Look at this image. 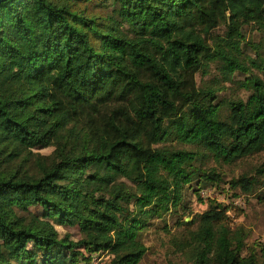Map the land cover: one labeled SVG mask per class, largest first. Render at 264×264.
<instances>
[{
	"label": "trees",
	"instance_id": "1",
	"mask_svg": "<svg viewBox=\"0 0 264 264\" xmlns=\"http://www.w3.org/2000/svg\"><path fill=\"white\" fill-rule=\"evenodd\" d=\"M245 27L261 34L254 56ZM235 74L247 97L219 100ZM261 151L264 0L0 3V264H139L154 219L190 211L187 187L203 202L200 185L223 181L197 162ZM256 174L264 160L230 190L251 191ZM229 209L212 198L177 219L191 264H260Z\"/></svg>",
	"mask_w": 264,
	"mask_h": 264
},
{
	"label": "rangeland",
	"instance_id": "2",
	"mask_svg": "<svg viewBox=\"0 0 264 264\" xmlns=\"http://www.w3.org/2000/svg\"><path fill=\"white\" fill-rule=\"evenodd\" d=\"M223 27H218L215 32L221 33ZM245 40L242 43V51L244 55L254 56V50L251 49L247 42L252 40L258 42L261 39V34L252 30L250 27L244 29ZM212 64L210 73L206 76L196 75V81L199 86H202L205 81L216 75ZM245 75L235 74L233 79L226 82L224 89L218 92L219 100H229L234 97L246 98L248 91L242 88L238 81L243 80ZM188 148V145L180 146ZM52 147L38 149L41 154H50ZM264 160V152H258L253 155L242 158L234 165L219 166L211 159L201 160L197 164H201L203 168L214 167L216 171L222 174L223 181L218 182V186H210V184H201V190L206 193H211L212 198L228 204L230 209V224L232 227L243 226L247 231L246 245L253 247V252L257 255L260 264H264V177L258 176V182L249 192H242L239 187L230 190L229 181L231 178H236L242 173L251 174L256 166ZM194 184V183H192ZM196 185L185 189V203L191 209L190 211L180 210L176 214H165L162 218L154 219L150 225L142 231V240L147 246V251L139 264H191L183 251H179L173 244L174 238L177 237L181 228L176 225L177 219L184 217L186 221H190L195 213L202 212L207 207V200L212 199L210 196L206 199L202 198L203 202H199L196 194ZM200 191L198 194H200ZM234 192V196H231ZM236 194V195H235ZM232 199H239L238 204H232ZM230 202V203H229ZM188 212L190 215L188 216ZM63 233L64 229H59ZM68 232L72 234L73 239L80 237L77 228H68ZM88 264H108V258L104 254H93Z\"/></svg>",
	"mask_w": 264,
	"mask_h": 264
},
{
	"label": "built area",
	"instance_id": "3",
	"mask_svg": "<svg viewBox=\"0 0 264 264\" xmlns=\"http://www.w3.org/2000/svg\"><path fill=\"white\" fill-rule=\"evenodd\" d=\"M199 196L201 198H204V199H206L209 196L212 198L211 193L208 194V193H206L205 190H201ZM238 201H239V199H232L231 203L237 205L238 204Z\"/></svg>",
	"mask_w": 264,
	"mask_h": 264
},
{
	"label": "water",
	"instance_id": "4",
	"mask_svg": "<svg viewBox=\"0 0 264 264\" xmlns=\"http://www.w3.org/2000/svg\"><path fill=\"white\" fill-rule=\"evenodd\" d=\"M2 1H4V0H0V3H1Z\"/></svg>",
	"mask_w": 264,
	"mask_h": 264
}]
</instances>
